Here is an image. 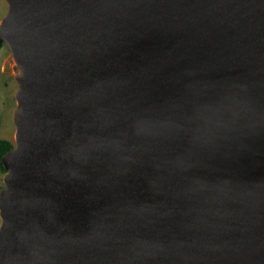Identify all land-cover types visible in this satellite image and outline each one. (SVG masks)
<instances>
[{
    "label": "water",
    "instance_id": "obj_1",
    "mask_svg": "<svg viewBox=\"0 0 264 264\" xmlns=\"http://www.w3.org/2000/svg\"><path fill=\"white\" fill-rule=\"evenodd\" d=\"M5 2L0 264H264V0Z\"/></svg>",
    "mask_w": 264,
    "mask_h": 264
},
{
    "label": "rangeland",
    "instance_id": "obj_2",
    "mask_svg": "<svg viewBox=\"0 0 264 264\" xmlns=\"http://www.w3.org/2000/svg\"><path fill=\"white\" fill-rule=\"evenodd\" d=\"M7 4L0 0V19L5 14ZM16 72L15 64L8 50L0 44V139L7 140L13 145L15 126L12 122V114L16 104L14 97L17 84L14 80ZM0 171V188L3 187V175Z\"/></svg>",
    "mask_w": 264,
    "mask_h": 264
},
{
    "label": "trees",
    "instance_id": "obj_3",
    "mask_svg": "<svg viewBox=\"0 0 264 264\" xmlns=\"http://www.w3.org/2000/svg\"><path fill=\"white\" fill-rule=\"evenodd\" d=\"M11 147H12V144L9 143L7 140L0 139V158L2 154L6 152L7 150H9ZM0 171L2 172L5 171V169L1 165V161H0Z\"/></svg>",
    "mask_w": 264,
    "mask_h": 264
}]
</instances>
